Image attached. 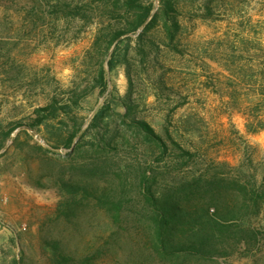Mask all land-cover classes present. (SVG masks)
Listing matches in <instances>:
<instances>
[{"label": "rangeland", "instance_id": "1", "mask_svg": "<svg viewBox=\"0 0 264 264\" xmlns=\"http://www.w3.org/2000/svg\"><path fill=\"white\" fill-rule=\"evenodd\" d=\"M39 1L45 5L41 14L9 4L0 8V135L12 122L23 124L0 148V264H167L153 259L135 237L144 234V221L131 218L115 239L109 215L91 199L100 177L78 168L104 154L55 149L47 139L61 126L56 119L40 131L27 124L35 108L53 96L83 91L74 109L82 132L101 106L111 107L105 138H113L116 149L110 146L109 168L147 165L153 158L150 144L122 122L127 100L130 117L146 121L169 147L159 172L169 168L182 180L212 173L252 175L259 185L264 179V0H182L179 51L159 39V48L141 54L133 35L126 61L112 70L111 50L104 56L93 46L96 21L62 19L49 7L53 0ZM101 64L105 91L94 80ZM65 120L71 125L72 119ZM249 123L258 131H249ZM21 130L29 135H17ZM123 134L128 144H122ZM169 134L189 154L181 155ZM62 172L88 182L89 200L62 205L69 200L55 185ZM114 176L109 178L116 182ZM255 224L264 228L263 212ZM173 264H264V248Z\"/></svg>", "mask_w": 264, "mask_h": 264}, {"label": "trees", "instance_id": "2", "mask_svg": "<svg viewBox=\"0 0 264 264\" xmlns=\"http://www.w3.org/2000/svg\"><path fill=\"white\" fill-rule=\"evenodd\" d=\"M3 4L10 7L15 5V8L25 9L27 13L37 11L40 14L45 7L39 0H0V8ZM48 4L52 12L62 19H78L86 23L96 21L100 25L93 46L104 56L111 50L107 60L110 70L121 59L126 61L133 35H136L135 48L141 54H146L148 47L159 48V39H163L160 42L170 51H179V36L183 30L180 19L184 15L182 0H157V3L155 0H53ZM206 10L211 14L209 6ZM105 73L101 64L94 79L101 91L107 87ZM83 93L75 90L68 98L57 99L53 96L45 106L35 108L36 115L27 125L40 131L56 119L61 126L47 139L55 149H71L77 153L85 148L104 154H94L95 158L92 160L91 157L89 166L82 165L78 169L88 170L100 177L95 192L92 189L91 199L109 215L115 226L112 231L115 239L125 233L124 225L133 218L146 224L144 234H136L135 237L160 263L173 264L188 258L211 261L226 259L239 249L261 251L264 248V228L255 224L260 214L264 213V179L258 185L252 175L224 178L212 173L210 177L182 180L176 179L174 171L170 172L169 168L159 172L158 164L166 157L169 147L146 121L130 117L131 107L127 100L124 102L126 113L122 116V122L150 144L153 158L147 165L124 164L113 170L109 168L111 159L108 153L111 147H116L113 138H105L111 107L108 103L101 106L82 132V121L76 119L74 109L79 105ZM66 117L72 119L71 125L65 120ZM124 118H129L128 123ZM22 125L21 122H12L2 131L0 148L10 134ZM257 125L263 127L261 122ZM252 126L249 123L247 129L258 131ZM101 129L103 132L99 136ZM22 132L29 135L25 130L17 135ZM168 137L181 155L189 154L170 134ZM122 138L126 141L122 144H128L129 139L124 134ZM113 174L116 182L109 178ZM70 175L60 173L55 183L67 195H64L66 199L69 198L65 199L64 206L79 203L78 199L89 200L90 196L88 182L75 181ZM132 207L139 211L133 213Z\"/></svg>", "mask_w": 264, "mask_h": 264}]
</instances>
